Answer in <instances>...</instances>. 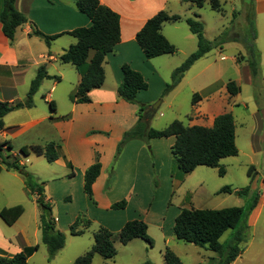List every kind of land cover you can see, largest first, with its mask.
Wrapping results in <instances>:
<instances>
[{"label":"crops","instance_id":"0c3cea01","mask_svg":"<svg viewBox=\"0 0 264 264\" xmlns=\"http://www.w3.org/2000/svg\"><path fill=\"white\" fill-rule=\"evenodd\" d=\"M78 1L16 0L17 10L28 19V23L18 29L13 45L4 35L0 21V100L10 104L25 102L32 81L38 75L40 68L44 67L52 78L43 80L37 94L42 92L48 82H52L50 90L43 96L46 103H54V110L51 109V112H44L42 115L32 113L31 109L35 108V102L33 108H23L9 113L3 119L4 127L0 129V143H10L12 150L7 151V154L26 168L27 161L22 159L21 149L40 146L34 145L36 139L34 134L38 126L47 123V128L52 134L50 141L58 142L61 148L59 159L50 163L56 169L50 172L49 176L44 177L45 199L51 203L52 194H58L64 190L66 198L72 200L71 196L75 193L74 187L80 185V192L85 203L83 211L72 212L64 226L61 225L62 218L55 217L53 212L57 229L66 235L70 234V226L83 213L93 223L92 226L94 224L99 227L104 226L114 233H119L129 221L143 220L148 224L150 219L159 216L155 205H147L146 189L150 190L154 167L157 174L162 177L167 172V167L170 169V165L173 166L172 147L176 142L175 137L154 139L151 141V145L145 144L143 141H132L124 147L114 165L117 147L124 133L134 127L139 120V106L117 97V89L124 80L121 68L125 64L129 65L133 70L141 73L147 83L149 80L153 81L158 88V93L164 91L170 80H167V76L172 77V73L178 66L172 56L178 53L181 46H187V55L190 56L194 53L195 41L181 24H186L188 19L185 15V6H196L184 3L182 0H100L102 5L120 16L121 41L115 46L114 51L106 56L104 85L100 89L90 92V103L78 104L73 102L72 95L80 82L81 75L75 66L65 64L60 60L63 53L77 43V39L70 33L79 28H89L92 25L90 18L78 10L76 5ZM221 3V11L213 10L214 12L224 14L223 0ZM2 10L3 0H0V16ZM162 11L170 15L181 16L177 22L164 23L161 30L164 37L176 47L177 52L174 55H163L149 60L137 42V34L151 18ZM253 11L257 28L256 46L261 53L259 64H263L264 0H254ZM35 29L46 36H55L56 38L51 41L50 45H47L42 39L31 36ZM202 60L203 58L192 66L178 86L170 92L167 98H163L161 105L168 102L167 108L173 109V100L177 93L170 101L168 98L186 82L187 74ZM207 68L210 66H203L202 70L198 72V76L202 77ZM65 80L68 81L69 87L59 93V87ZM222 86L210 83L201 93L193 95V98L195 95L198 97L196 96L195 103L192 102L194 114L189 127H213L215 119L224 113L217 112L224 105L223 97L219 94ZM147 90L138 93V100L152 109V103L157 99L156 97L152 98ZM224 96V100H226L227 95ZM158 110L153 111L152 109V114L154 113L155 116ZM163 147L168 151H162ZM32 154L30 153L29 156ZM97 154L100 156L102 168L93 185V196L96 202L94 204L84 192V176L87 169L96 162ZM39 157L45 158L44 156ZM171 178L172 175L168 176V179L172 180ZM40 179L41 177L37 180L38 183H42ZM55 182L65 185L64 189H61L62 186H53L52 184ZM59 189L60 191H58ZM20 193L33 198L31 201L29 200L30 204L35 206L32 234L30 235L23 227L24 221L22 220L27 212L25 208L23 215L13 225L22 226L19 231L22 241L16 243V238L13 236L7 237L0 233V248L3 249V254L6 257L11 258L26 247H35L33 256L28 260L29 264L42 246H45L41 241L37 196L30 194L24 179L17 172L3 170L0 173V212L4 208L16 205L6 204L7 197L18 198ZM258 197L256 207L249 210L248 226L250 228L256 225L263 212L264 193ZM122 199L128 200V206L123 210L112 209V205ZM136 199L139 201L138 208L131 213V203ZM94 212L95 214H92ZM96 214L103 215V218H97ZM158 223L164 227L166 220ZM90 229L76 238L86 236ZM172 237L173 235L168 236L167 244ZM206 249L208 248L206 247ZM247 249L232 264H237ZM97 256L99 255L94 257L93 264ZM71 263L73 264V262Z\"/></svg>","mask_w":264,"mask_h":264},{"label":"trees","instance_id":"16d2710c","mask_svg":"<svg viewBox=\"0 0 264 264\" xmlns=\"http://www.w3.org/2000/svg\"><path fill=\"white\" fill-rule=\"evenodd\" d=\"M197 8H203L209 3L211 9L221 11V0H182ZM16 0H3V10L0 21L2 30L10 44L16 40L18 29L28 23V19L16 8ZM77 8L86 14L92 21L89 28H79L70 34L77 39L60 57L65 64L76 67L81 75L80 82L72 95V100L78 104L90 103V92L100 89L105 82L104 62L106 56L114 51L115 46L121 41L120 16L102 5L100 0H79ZM251 12L254 15V0H251ZM200 16L196 15L198 19ZM181 19L179 15H170L167 12H160L151 18L137 34V42L143 50L147 59H154L163 55H174L177 49L162 34V26L166 22H177ZM191 33L197 36L198 48L192 53L172 74V81L167 85L165 94L172 91L182 81L185 74L202 58L213 49L220 47L225 40L222 38L210 41L204 36V24L196 19L186 20ZM253 24V23H252ZM31 36L42 39L47 45L51 44L56 37L46 36L37 29L33 30ZM253 40H256V33H253ZM248 56L246 62L249 65L253 76L259 72L261 53L255 43L246 46ZM124 80L117 89V97L131 104L139 106V120L134 127L126 131L121 142L118 144L114 165L119 159L124 147L132 141H148L175 137L176 142L172 147V154L184 174H190L200 166H206L219 170L224 176L225 169L221 165L223 159L238 156L239 150L236 144V123L232 113L219 115L211 128L202 126H186L181 121H174L167 128L157 130L149 126V121L154 116L150 106L138 100V93L148 89V83L143 75L133 70L129 65L122 66ZM50 79L44 67L40 68L38 75L32 81L27 99L23 103L10 104L0 100V129L4 127L3 119L9 113L34 107V96L37 94L44 79ZM227 92L236 96L241 92V87L235 81H230ZM195 95L193 103H195ZM54 110V103H50ZM149 115V119L146 117ZM6 147V148H5ZM60 144L50 142L46 146H33L30 149L22 148L21 154L29 156L34 153L37 156H44L48 163H53L60 157ZM10 143H0V173L3 170L15 171L23 179L31 195H36V202L40 211V231L42 244L48 251V261H52L66 245V235L57 229L56 219L53 215L51 203L45 199L44 183H38L34 175L26 170L19 161L12 159L7 151H11ZM99 154L96 162L87 169L84 176V192L94 204L93 185L101 173L102 165ZM113 169V168H112ZM254 167L249 169V175L253 179ZM113 173V170H112ZM111 173V174H112ZM220 193H236L240 197H247L251 193V187L243 190L233 191L230 187H224ZM256 197L251 205L254 209L258 203ZM127 207V201L122 200L112 205L114 210H123ZM23 205L4 208L0 212V218L8 226H13L23 215ZM245 211L241 207H230L216 210L183 209L175 220L174 235L178 240L198 247L208 248L219 255L217 264H232L243 253L240 247L244 241L245 228L241 227ZM92 226V222L85 215L80 214L76 221L70 226L71 236H81ZM229 230H235V235L227 243H221L220 239ZM118 240L124 246L134 240H143L153 245V239L148 234V225L143 220H132L127 222L117 235ZM115 234L104 226H100L94 233L93 247L83 255L79 256L73 264H93L96 255L101 256L105 261L112 260L117 255L115 247ZM36 248L26 247L11 258L0 253V264H28ZM166 264H183L179 257L166 249L164 254ZM144 264H153L146 262Z\"/></svg>","mask_w":264,"mask_h":264},{"label":"rangeland","instance_id":"374dc122","mask_svg":"<svg viewBox=\"0 0 264 264\" xmlns=\"http://www.w3.org/2000/svg\"><path fill=\"white\" fill-rule=\"evenodd\" d=\"M250 5L251 0H223L224 14L211 10L209 4H206L201 9L186 5L184 8L186 9L185 15L188 19H196L204 24V36L208 40L215 41L222 35L225 43L207 54L187 74L186 82L168 98V101H170L177 93L173 100V109L167 108L168 102L161 105L163 98H167L171 92L165 94L166 87L164 91L158 93L155 83L149 80L147 90L152 98L156 97L157 99L152 103V108L158 106L159 109L161 105L160 109H157V114L149 121V126L162 130L176 120L189 126L194 114L192 108L193 95L201 93L210 83L223 85L219 94L223 97L224 105L217 112L232 113L235 118L236 144L239 149L238 156L229 157L221 161V165L226 171L224 176L219 174L218 169L206 166H200L190 174H184L175 158L173 166L170 165V169L167 167V172L162 177L157 174L154 167L150 190L146 189L147 205H155V210L159 215L150 219L147 224L149 228L148 234L153 239V245L138 239L124 246L117 238L118 233L113 232L116 236V257L113 260L105 261L101 256H97L94 264H144L146 262L165 264L164 253L167 248L173 251L183 264H217L219 261L217 253L178 240L174 235V223L183 209L216 210L230 207H241L245 211L244 220L241 223V227L245 228L244 241L240 247L244 251L248 249L237 264H264V207L256 225L251 228L248 226L251 205L256 197L264 193V61L263 64H259L258 74L253 76L246 62V57L248 56L246 46L250 43L256 44V40H253V33H256L257 37L255 18L251 12ZM196 15L200 17L197 19ZM181 25L195 41V49L193 51L195 52L198 48L197 36L191 33L188 25ZM180 48L178 53L172 56V59L178 65L177 67L189 56L187 55V46H181ZM205 65H209L210 68H207L202 77H199L198 72ZM167 80H169L168 84H170L172 77L167 76ZM230 81H235L237 86L241 87V92L236 96H231L227 92L226 86ZM51 83L48 82L42 92L35 96L34 102L36 106L31 109L32 113L42 115L44 112H51L50 104L45 102L43 96L50 90ZM68 87L69 83L65 80L59 87V93ZM225 94L227 95L226 100H224ZM47 126L46 123V125L42 124L37 127L34 134V137H36L34 145L46 146L51 142L52 134ZM152 140L143 142L151 145ZM164 150L168 151V149L163 147L162 151ZM21 157L24 161H27L26 170L32 174H38L33 175L36 180L41 177L40 181L42 183L45 181L44 177L49 176L50 172L56 169L45 158L39 157L34 153L26 158L22 155ZM251 167H254L255 174L253 179L249 175ZM170 174L172 175V180L168 179V176H171ZM52 185L62 186L61 189H64L65 186L60 184V182H55ZM248 186L251 187V193L247 197H240L236 193H220L224 187H230L233 191H238ZM74 192V195L71 196L72 200L66 198L64 190L58 194H52V197H50L52 198V210L55 217L60 216L62 218V226L67 224L68 216L72 212L83 211L85 208L80 185L74 187ZM169 194L170 197L168 198ZM29 200L31 201L33 198L20 193L18 198L7 197L5 203L23 205L26 208L27 212L22 220L24 221L23 227L31 235L34 226L35 206L30 204ZM122 200H126L128 206V200ZM138 204L139 201L137 199L131 203V213L136 211ZM92 214H95V212ZM95 216L103 218L101 214H96ZM164 220H166V223L162 227L158 222ZM0 225L2 227L0 229L1 234L7 237L13 236L16 238V243L22 241V238L19 237V231L22 226H8L1 218ZM90 228L88 234L81 238L64 233L68 238L66 245L52 261H48L47 248L42 246L29 264H72L71 262H74L79 256L93 247V234L98 230L99 226L94 224ZM170 235H173V237L167 244L166 240ZM234 235L235 230L227 231L221 238V242L227 243ZM0 253L3 254L2 248H0Z\"/></svg>","mask_w":264,"mask_h":264},{"label":"water","instance_id":"95a60500","mask_svg":"<svg viewBox=\"0 0 264 264\" xmlns=\"http://www.w3.org/2000/svg\"><path fill=\"white\" fill-rule=\"evenodd\" d=\"M152 109H153V111H156L158 109V106L155 108H152ZM146 118L149 119V115Z\"/></svg>","mask_w":264,"mask_h":264}]
</instances>
